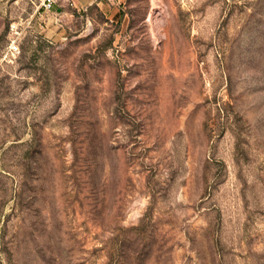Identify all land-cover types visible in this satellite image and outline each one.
Masks as SVG:
<instances>
[{
    "label": "rangeland",
    "instance_id": "obj_1",
    "mask_svg": "<svg viewBox=\"0 0 264 264\" xmlns=\"http://www.w3.org/2000/svg\"><path fill=\"white\" fill-rule=\"evenodd\" d=\"M41 4L0 0V264H264V0Z\"/></svg>",
    "mask_w": 264,
    "mask_h": 264
},
{
    "label": "built area",
    "instance_id": "obj_2",
    "mask_svg": "<svg viewBox=\"0 0 264 264\" xmlns=\"http://www.w3.org/2000/svg\"><path fill=\"white\" fill-rule=\"evenodd\" d=\"M56 0H42L41 9L44 13H51L55 7ZM20 52V45L16 41H12L7 50L8 55H16Z\"/></svg>",
    "mask_w": 264,
    "mask_h": 264
},
{
    "label": "crops",
    "instance_id": "obj_3",
    "mask_svg": "<svg viewBox=\"0 0 264 264\" xmlns=\"http://www.w3.org/2000/svg\"><path fill=\"white\" fill-rule=\"evenodd\" d=\"M3 22H0V36H1L2 32H3V30H4Z\"/></svg>",
    "mask_w": 264,
    "mask_h": 264
},
{
    "label": "trees",
    "instance_id": "obj_4",
    "mask_svg": "<svg viewBox=\"0 0 264 264\" xmlns=\"http://www.w3.org/2000/svg\"><path fill=\"white\" fill-rule=\"evenodd\" d=\"M0 38H1V36H0Z\"/></svg>",
    "mask_w": 264,
    "mask_h": 264
}]
</instances>
